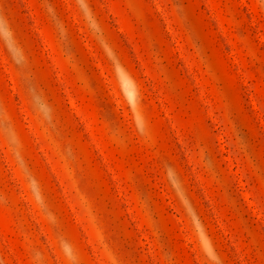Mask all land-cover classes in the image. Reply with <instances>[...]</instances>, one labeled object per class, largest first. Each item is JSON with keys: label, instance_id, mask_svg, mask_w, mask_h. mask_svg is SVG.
Wrapping results in <instances>:
<instances>
[{"label": "rangeland", "instance_id": "374dc122", "mask_svg": "<svg viewBox=\"0 0 264 264\" xmlns=\"http://www.w3.org/2000/svg\"><path fill=\"white\" fill-rule=\"evenodd\" d=\"M0 264H264V0H0Z\"/></svg>", "mask_w": 264, "mask_h": 264}]
</instances>
